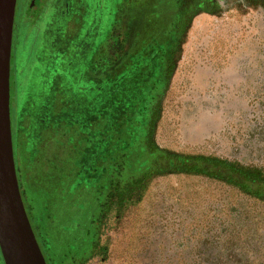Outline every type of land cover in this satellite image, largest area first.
<instances>
[{
    "label": "rangeland",
    "instance_id": "rangeland-1",
    "mask_svg": "<svg viewBox=\"0 0 264 264\" xmlns=\"http://www.w3.org/2000/svg\"><path fill=\"white\" fill-rule=\"evenodd\" d=\"M48 1L34 22L18 21L11 91L19 99L15 109L12 98L11 120L17 173L33 204L34 223L41 239L48 231L55 236L50 255L65 264L78 241L49 228L47 214L55 210L47 211L50 202L43 193L47 190L53 202V191L63 180L65 190L74 189L70 179L78 171L64 177L55 171L65 156L78 154L80 181L100 182L110 168L108 146L86 129V122L96 118L76 111L75 92L101 76L108 50L99 48L98 33L107 26L102 15L111 16L116 1ZM261 30L237 6L194 17L156 113L153 138L160 147L220 158L264 174ZM76 127L80 140L73 136ZM68 141L76 154L67 151ZM122 195L114 192L117 202L102 224L101 243L108 250L82 264H264V198L211 176L176 172L153 175L139 198L124 201ZM76 198L66 200L64 209L70 211Z\"/></svg>",
    "mask_w": 264,
    "mask_h": 264
},
{
    "label": "trees",
    "instance_id": "trees-1",
    "mask_svg": "<svg viewBox=\"0 0 264 264\" xmlns=\"http://www.w3.org/2000/svg\"><path fill=\"white\" fill-rule=\"evenodd\" d=\"M112 58V54L105 51L103 62L111 64ZM12 73L14 76L17 74L15 59ZM100 73L101 76L98 77L96 84L88 81L89 83L86 86H77L75 103L77 112L81 111L83 116L84 114L90 116L88 118H92V120L96 118L93 121L86 122V129L89 128L92 131L93 138L100 136L102 144L104 143L108 146L111 152L110 168L106 170V174L100 182H96L94 178L92 181H80V179H76L82 173L79 164L80 159L77 157L78 154L74 159L70 156L68 158L65 156L63 164L61 167L56 166L55 171L64 172L63 177L66 173L73 174L78 171L76 173L78 176L75 175V177H71L70 179L71 181L73 180L74 189H71L69 192L65 190L66 187L64 188L63 186L65 185L63 180L61 183H57V187L53 191V202H51L52 195L47 194V190L43 193L44 201L47 204L50 202V207L47 206V211H51L50 209L55 210L53 213L47 214L51 219L49 228L53 229L54 226L55 231L63 237H66L64 234L67 231L66 228L71 226L79 233V238L72 239L78 242H75L72 251L67 254L65 264H82L89 257L98 253H105L108 250V246L101 243V229L103 219L110 210V206L113 202H117V197L115 199V196H113L116 191L123 193L124 201H127L129 196L135 197L137 194L139 198L150 181L148 179L151 176L166 174L168 172L178 173L181 170L189 174L203 171L207 175L217 174L228 175V178L238 177L239 181H243V184L248 189H253L254 187L253 178H248L249 176L247 177L246 175H256L259 177L261 175L251 170H242L235 163L220 158L198 154H180L161 148L151 139V136L149 138L150 133L146 136V132L150 126L147 123V116L145 117L141 114L148 115L150 111L146 102L133 96L134 93L130 91V88L134 89V82L131 83L128 79L121 84L117 83L112 77L113 71L111 69L105 68L103 71L101 69ZM32 81L30 80V82ZM15 86L17 87V83ZM13 97L14 106L17 109L19 96H17V93L12 95L11 91V101ZM159 104H157V107ZM156 118L155 116L154 121H156ZM77 128L74 130L73 136L80 140L81 130ZM17 132L16 129V139ZM84 141L81 143L83 144ZM67 144L66 149L71 154V150H73L69 146L71 143L68 141ZM73 151L76 154L77 150ZM14 152L16 159L18 157V149L16 148ZM15 162L17 172H19L18 160ZM18 178L28 216L47 264H57L50 255L52 240L55 236L48 231L46 238H40L32 216L33 204L30 200L28 201L27 191L23 185L21 174ZM69 183H66V186ZM73 196L77 198L71 203L70 211L64 209L65 201L71 199ZM82 208L85 210L82 211ZM70 213L75 215L74 221H68L67 216ZM62 216L63 220L61 219ZM63 237L61 238L62 240H64Z\"/></svg>",
    "mask_w": 264,
    "mask_h": 264
},
{
    "label": "flooded vegetation",
    "instance_id": "flooded-vegetation-1",
    "mask_svg": "<svg viewBox=\"0 0 264 264\" xmlns=\"http://www.w3.org/2000/svg\"><path fill=\"white\" fill-rule=\"evenodd\" d=\"M115 1L112 4L111 16L109 14L105 17L102 15V20L104 19V23H107L106 29L102 34L98 33L99 48L103 51H110L113 56L111 64H105L102 60L101 69L102 71L105 68L111 69L113 79L119 84L128 79L131 83L134 82V89L130 88V91L134 93L133 96L145 101L148 105L150 113L141 115L147 116L150 128L146 132V136L150 133L149 138L151 136L153 141H155L153 131L154 119L158 111L157 104L162 100L172 77L181 39L185 37L186 28L195 16L201 12L216 14L222 9L237 6L253 17L255 23L262 29L261 32L264 36V0H175V2H163L162 4L160 2L153 3L150 0ZM46 2L49 1L20 0L16 3L13 44L16 45L17 42L15 32L18 21L21 19V21L31 20L34 22ZM159 3L160 5H158ZM13 58L15 59V55L12 54ZM236 165L242 170L245 169L243 165ZM178 173H185V171L181 170ZM192 174L211 176L213 179L241 188L251 196L264 198V174H261L260 177L246 175L249 176L248 178H253V189H248L243 181H239L238 177L207 175L203 171ZM151 178L152 176L148 180ZM84 210L82 208V211ZM67 217L68 221L75 220V215L72 213ZM66 230L64 233L66 237L79 238V233L73 226ZM0 264H5L1 249Z\"/></svg>",
    "mask_w": 264,
    "mask_h": 264
},
{
    "label": "water",
    "instance_id": "water-1",
    "mask_svg": "<svg viewBox=\"0 0 264 264\" xmlns=\"http://www.w3.org/2000/svg\"><path fill=\"white\" fill-rule=\"evenodd\" d=\"M16 3L0 0V249L5 264H47L24 204L15 162L11 59Z\"/></svg>",
    "mask_w": 264,
    "mask_h": 264
}]
</instances>
